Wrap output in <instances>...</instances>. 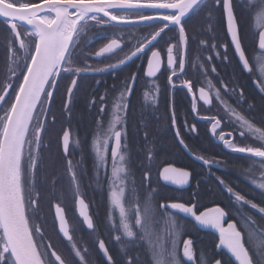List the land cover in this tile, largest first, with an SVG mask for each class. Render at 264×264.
Masks as SVG:
<instances>
[{"label":"snow or ice","instance_id":"snow-or-ice-1","mask_svg":"<svg viewBox=\"0 0 264 264\" xmlns=\"http://www.w3.org/2000/svg\"><path fill=\"white\" fill-rule=\"evenodd\" d=\"M256 2L257 7L264 12V0H248L249 6ZM214 10H220L226 18L227 34L231 40V47L242 70L252 71L250 58L246 55L244 45L243 27L237 19L234 11L233 0H0V18L8 25L11 39L9 40L10 64L4 74L3 83H0V264H88V250L71 244V251L67 256L56 250L51 243L45 244L44 234L40 226L30 223L33 217L29 216L32 210L33 216L39 210L41 195L35 190L40 166L43 163L41 150L44 147V136L48 134V127H54L55 116L51 113V105L54 102V93L59 92V82L70 79L66 88L67 100L63 104V114L71 121L72 109L70 107L75 92L78 91L77 80L82 74L101 71L114 72L117 68L126 66L134 58L140 55L147 57L148 77H154L161 70V52L153 50L158 47L163 36L169 32L177 33L171 37L167 47V67L171 70L168 82L175 87L173 77L177 76V64L179 71L185 69V53L189 43V35L186 31L187 22L202 11L210 14ZM145 23L146 26L155 29L154 32L137 39L131 54L119 60L117 64H108L103 69H91L89 66H79L82 60H87L84 55L89 46L84 42V34L95 26H105L111 29H127L137 27ZM26 26V27H25ZM24 28V33L20 31ZM25 36L27 38H25ZM96 39H106L108 43L95 53L96 57L105 54H113L121 48L122 37L113 33L111 36L106 31ZM174 41V42H173ZM201 41V44H206ZM211 49L216 44H211ZM225 53L223 58L228 59L227 50L229 45H223ZM258 47L264 50V31L258 33ZM150 52V56L148 53ZM219 56L220 54L217 53ZM177 56L179 59H177ZM213 71L215 69L213 68ZM137 76L133 73L125 82L123 90L119 94V103L115 105L111 113V119L107 128H103L102 120H97L98 135L93 139L92 148L95 154V170L99 173L108 165L109 142L111 141L110 153L112 161V174L109 183L112 185L110 204L119 211V222L113 225V230L118 233L115 236L117 242L122 244L121 251H125L127 244H135L137 232L140 229L143 237L151 238L152 222L155 209L152 207L151 198L145 200L143 208L138 204L135 208L125 206L124 191L125 181L128 180L130 171L125 165L128 158L122 151L126 145V133L123 127L122 113L127 109V100L132 95ZM258 90L264 93V67L257 77ZM183 87L188 93H192L194 84L191 80H185ZM227 87V86H225ZM200 99L206 104L211 100L203 87L199 89ZM220 97V92H216ZM99 114L105 113V96H100ZM94 105L95 100L91 101ZM247 103L242 92L238 104ZM193 100V110H195ZM252 105H249L251 108ZM235 113L234 109H230ZM52 116L53 123L48 124V117ZM208 120L209 117H201ZM236 120L240 124L237 129L241 137L247 138L246 132L261 141L258 145L238 146L231 139L232 132L219 133L221 141L226 149L233 153L241 154L239 159L259 158V163L264 167V130L256 128L249 120L236 114ZM220 125V120L211 117L212 133L215 135ZM119 126V127H118ZM187 127V124L185 125ZM172 127L176 128V119L173 115ZM190 132H196L193 124ZM246 130V131H245ZM147 135V134H146ZM176 137L179 143L187 148L180 138V130L177 128ZM64 156L66 159V171L70 174L71 183L76 186L74 192L75 205L82 217L83 224L89 230H96L93 218L89 215L88 204L81 197L78 188L77 174L69 156L70 133L63 131L61 137ZM151 149H148L147 159L151 161ZM202 166L209 169L215 166V161L207 157L197 155ZM253 163H256L253 160ZM160 177L167 182L183 186L189 183L191 172L172 165L164 166L159 173ZM144 180H148V172L144 174ZM219 183L224 190L234 197L241 207L250 205L258 213L264 214V206L246 199L244 195L234 191L223 179ZM134 185V182H133ZM264 196V182L257 185ZM134 194V186H133ZM159 209L167 212L177 210L186 217H192L201 226L214 228L219 233L218 249L226 250L238 264H255L245 246V229H248L247 239L258 241L257 248L264 256V236L251 228V223L243 216L244 223L238 227V222H227L225 217L229 215L224 208L216 206L197 214L195 204L181 202H161ZM239 214V213H238ZM163 215V213H162ZM175 214H173L174 216ZM173 216H169L167 224L174 237L171 248H167L157 237L152 244L153 264H182L177 257V244L181 231ZM134 219V224H133ZM264 219V217H262ZM55 221L59 222L57 235L62 234L71 243L72 236L69 234L65 220L64 208L60 203L55 205ZM56 230V224H53ZM183 256L188 264H192L193 240L184 239ZM98 248L106 260V264H125L116 260L110 254L109 248L103 239L98 241ZM126 264H138L135 258H129ZM205 264H231V261L222 262L221 259L209 258Z\"/></svg>","mask_w":264,"mask_h":264},{"label":"flooded vegetation","instance_id":"flooded-vegetation-1","mask_svg":"<svg viewBox=\"0 0 264 264\" xmlns=\"http://www.w3.org/2000/svg\"><path fill=\"white\" fill-rule=\"evenodd\" d=\"M20 2H24V0H20ZM233 3L237 19L243 27L245 37L244 45L246 47V55L250 58L249 66L252 69L251 72L242 70V65L239 64L238 57L234 55V49L230 46L231 40L227 34L226 18L222 15L220 10H214L212 14L208 11H202L199 15L193 16L187 22L186 31L189 35V43L185 53V69L183 72H180L177 64V76L173 77L175 84L174 88L168 82V76L171 75V71L168 70L167 67L168 44L165 43V41H169L171 37L176 36L177 33L175 32H169L167 36H163V40L160 41L158 47L153 49L161 52V70L156 76L148 77L146 75L147 57L144 55L134 58L131 62L127 63L126 66L119 68H127L131 75L133 73L136 74L137 79L138 76L141 75L140 77L146 81L147 85H149L151 79L164 72L163 74L165 75L170 92H179L180 101L186 102V107L178 109V114L191 115L192 123L189 125V128L193 124L196 126V132H190L192 136L185 138L190 140L191 137H193L192 144L199 152V156H204L210 161H215V166L211 169H209L208 166H202L201 162L197 161V164L203 167V170L190 171L192 175L185 188H175L163 184L158 174L157 180L163 189L160 191L165 195H162L160 203L181 202L188 205L195 204L197 214L219 206L229 213V215L225 217V227L227 226V222L233 220L237 221L238 227H240L244 223V221L240 219V217L243 216L251 223L252 229L264 236V219H262L264 214L258 213L256 209H251L250 205L241 207L240 204L235 202L234 197L230 196V194L224 190V186L219 183V180L223 179L227 185L233 187L234 191L244 195L246 199L257 203L258 206H264V196L261 195V190L257 187L259 183L264 182V167L260 165L259 158L239 159L238 157L241 154H236L230 149H226L223 143L219 141V133L222 131L225 134L232 132V136L226 138L231 139L232 142L238 146H244L245 144L253 146L261 143L255 136L247 132V138L240 136L237 130L240 128V124L236 120V114L249 120L256 128L264 130V93H261L257 87L259 83L257 77L260 76L261 68L264 67V50H260L258 47V33L264 31V12L257 7L256 2H253L251 6H249L248 0H233ZM20 31L24 33V28H21ZM104 31H106L109 36L115 33L116 36L122 37L121 48L123 50L118 49L116 53L103 56L97 60L93 58L95 53L108 43L106 39H96L97 36ZM154 31V28L146 26L145 23L139 24L137 27H129L123 30L106 28L105 26H95L88 30L83 36L84 42L89 45L84 52V55L87 56L88 59L82 60L80 65L83 67L87 65L91 69H103L108 64H117L119 60L131 54L132 48L130 46L134 45L137 39H143ZM25 38L27 37L25 36ZM10 39L9 33V40ZM201 41H206L207 43L201 44ZM213 43L216 44L215 49H211L210 47ZM226 44L229 45L227 60L223 58L225 53L223 45ZM5 49H7V41L0 35V50ZM217 53L220 55L218 56ZM148 55L150 56V52ZM177 59H179L178 56ZM213 68L215 71H213ZM185 80H191L194 84L192 93H188L187 89L183 87ZM201 87L208 93L211 100L210 104H206L204 101L200 100L199 89ZM217 91L220 92L219 98L216 96ZM241 92L247 103L238 104ZM130 97L127 100V109L122 113V116L128 110ZM193 100L196 105L195 110H193ZM115 105L110 108V115ZM249 105H252V107L249 108ZM230 109H234L235 113L230 111ZM205 116L210 119L205 120L201 118ZM211 117L220 120V125L215 135L212 133ZM184 131L186 133L188 127L187 129L184 127ZM96 135H98V132ZM92 142L93 139L90 141L91 146ZM108 157L111 162L110 150ZM253 160H255L256 163H253ZM94 164L95 157L93 155L91 164L93 170L89 176L91 186L93 185L94 187H92L88 193L85 191V194L91 193L92 195H98L97 200L99 201L100 207L98 214L99 222L103 226L104 222L107 221L106 214H109V216L111 215L112 240L113 242H117L115 236L118 233L113 230V225L119 222L118 209H114L110 204L109 197L112 188L111 190L108 187L105 189L103 188L108 185V173H104L102 170L98 173L95 170ZM133 182L134 181L129 182V184L131 183L130 188H125L124 200L126 201V197L128 196L127 201L131 203L129 205L135 208L138 204L141 207V203L144 204L145 200H147L146 195L151 189L139 190L141 193L139 196L136 194L138 190L134 188L133 194ZM82 198L89 206L88 198ZM159 211L160 216L163 217H169L175 214L173 218L181 231L177 244V257L182 264H188L187 258L183 256L182 244V241L187 238L193 240L192 249L194 260L192 264H205L209 258L221 259L222 262L231 261V264H238L226 250L217 248L219 233L216 229L208 226H201L194 218L186 217L182 213L173 212L171 210L164 212L162 209H159ZM114 213L116 215H114ZM159 222L158 224H160ZM134 230L137 232L135 244L139 249L132 253H128V259L135 258L138 264H153L152 253L148 251L147 245L150 238L143 237L140 229L134 227ZM247 234L248 229L246 228L244 232L246 240L245 246L249 249V254L251 256L248 243L257 244L258 241L255 239H247ZM171 241L172 240H170V242ZM46 244L48 243L46 242ZM256 250V258L264 262V256L260 254L257 247ZM114 251L116 260L122 261L124 253L119 248H116ZM125 256H127L126 253ZM103 262L106 264L104 260Z\"/></svg>","mask_w":264,"mask_h":264},{"label":"trees","instance_id":"trees-1","mask_svg":"<svg viewBox=\"0 0 264 264\" xmlns=\"http://www.w3.org/2000/svg\"><path fill=\"white\" fill-rule=\"evenodd\" d=\"M0 35L6 39L8 48V25L1 20ZM9 64L10 59L7 49L0 50V83L4 81V74L7 72ZM79 66L83 67L82 65ZM163 73L151 79L149 85L140 77L141 75L138 76L128 103V110L123 115L126 145L122 146V151L128 158V163L125 167L130 171L128 180L125 181V188H130L131 183L129 184V182L134 181L133 186L138 190L136 194L139 196L141 194L139 190L151 189L146 195L147 199L151 198L152 207L155 209L151 225L153 235L147 244L148 251L151 253L152 244L156 242L157 237L169 249L172 242L170 240L174 238L169 225L166 223L168 217H163L159 214L158 205L163 195V192L160 191L162 186L159 185L157 180L160 170L169 164L191 172L203 170V167L197 164L199 160L195 159L199 152L192 144L193 137L190 140L185 138L192 136L189 130L186 133L184 131L185 125L187 124L189 129V125L192 123L191 115L178 114V109L186 107V102L180 101L179 92H170ZM130 76L131 73L127 68H117L114 72L89 71L87 74H82L77 80L78 91L75 92L70 105L72 109L70 123L63 114V104L66 102V88L70 84V79L60 81L59 92L54 93L55 99L51 105V113L55 116V126L48 127V134L44 136V147L41 150L43 163L40 166V172L37 177L38 182L35 185V190L40 192L42 202L34 216L30 209L29 216L33 217L30 223L41 227L45 237L43 241L45 244L46 242L51 243L56 250L65 256L71 251L72 243L82 250L86 248L88 250V264H105L97 249L100 239L105 240L106 246L114 259H116L114 250L116 248L122 249L120 242L117 243L112 240L111 215L106 214L105 208L107 221L102 226L98 218L100 208L97 200L98 195H92L91 193L86 195L85 191L88 193L94 187L93 185L91 186L89 176L93 170L91 165L93 153L90 141L98 132L97 120H102L103 128L105 129L108 120L111 118L110 108L119 102V94ZM100 96H105V101L103 102L105 104V113L102 117L99 114ZM93 100H95L94 105L91 103ZM173 115L176 119V128L172 127ZM47 122L49 125L53 123L52 116L48 117ZM177 128L180 130V138L184 140L187 148L179 143V139L176 137ZM64 130H68L70 133L68 159L73 161L80 195L88 198L89 214L96 225L95 231H87L75 213L74 192L76 186L71 183L70 174L65 170L66 159L61 148V137ZM148 149L152 150L151 161L147 159L149 155ZM102 171L107 173L106 169ZM145 172H148L147 181L144 180ZM103 188L105 189L107 186ZM127 197L125 201L126 207L131 204L127 201ZM53 203H60L64 208L69 233L72 236L71 243L63 241L57 235V228L55 231L53 230V224L55 223L52 213ZM141 205V208H143L144 204L141 203ZM248 247L255 264H264L263 261L261 262L260 259L256 258L257 244L248 243ZM138 249L136 244H127L125 251H122L124 253L122 261L126 264L128 253ZM125 253L127 256H125Z\"/></svg>","mask_w":264,"mask_h":264},{"label":"water","instance_id":"water-1","mask_svg":"<svg viewBox=\"0 0 264 264\" xmlns=\"http://www.w3.org/2000/svg\"><path fill=\"white\" fill-rule=\"evenodd\" d=\"M0 20L4 21L2 18H0ZM141 24H142V23H141ZM25 27H26V26H25ZM108 55H110V54H105L104 56H108ZM102 57H103V56H102ZM93 58L98 60V59H100L101 57H96V55H95ZM168 70H169V69H168ZM146 71H147V70H146ZM170 71H171V70H170ZM199 96H200V94H199ZM66 100H67V93H66ZM200 100L203 101L202 99H200ZM67 131H68V130H67ZM61 148H62V153H63V155H64L63 147H62V142H61ZM161 171H162V169L160 170V172H161ZM160 180H161V182H162L163 184H165V185H167V186H170V187H175V188H185V187H187V184H185V185H183V186L175 185V184H172L171 182L164 181L161 177H160ZM55 205H56L55 203H53V205H52V213H53L54 221H55ZM74 206H75V213H76L77 217L80 219V221L82 222L83 227H84L87 231H92V230L87 229L86 225L83 224L82 217L79 216V212H78V210H77L75 204H74ZM171 211L179 213L177 210H171ZM65 220H66V218H65ZM66 222H67V221H66ZM55 223H56V228H57V232H58V230H59V222H58V221H55ZM67 228H68V224H67ZM68 231H69V228H68ZM69 234H70V233H69ZM59 236L61 237V239H62L63 241L68 242L67 238H64L62 234H60ZM97 249H98V251H99V253H100L102 259L106 262L105 258L103 257V254L100 252V250H99V248H98V244H97Z\"/></svg>","mask_w":264,"mask_h":264},{"label":"rangeland","instance_id":"rangeland-1","mask_svg":"<svg viewBox=\"0 0 264 264\" xmlns=\"http://www.w3.org/2000/svg\"><path fill=\"white\" fill-rule=\"evenodd\" d=\"M107 128V127H106ZM105 128V129H106ZM94 139V138H93ZM93 143V142H92ZM110 145H111V141L109 142V147H110ZM92 147V146H91ZM109 150H110V148H109ZM92 153H93V155H94V157H95V154H94V151H93V148H92ZM111 165H112V161L109 163V157H108V165L106 166V171H107V173H108V177H109V180H110V178H111V174H112V167H111ZM105 169H103V170H105ZM109 180H108V185H107V187L111 190V188H112V185L109 183ZM29 212H30V210H29ZM118 213H119V211H118ZM114 215H116L115 213H114Z\"/></svg>","mask_w":264,"mask_h":264}]
</instances>
